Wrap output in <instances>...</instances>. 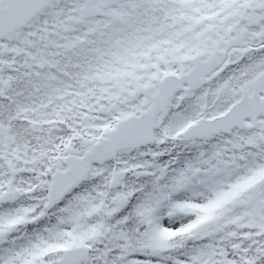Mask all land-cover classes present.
Masks as SVG:
<instances>
[{"label": "snow or ice", "instance_id": "obj_1", "mask_svg": "<svg viewBox=\"0 0 264 264\" xmlns=\"http://www.w3.org/2000/svg\"><path fill=\"white\" fill-rule=\"evenodd\" d=\"M0 264H264V0H0Z\"/></svg>", "mask_w": 264, "mask_h": 264}]
</instances>
